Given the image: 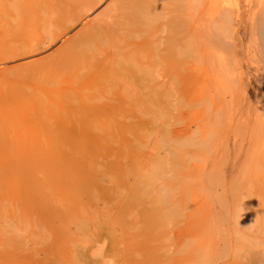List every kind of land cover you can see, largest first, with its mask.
Returning <instances> with one entry per match:
<instances>
[{
  "label": "rangeland",
  "instance_id": "374dc122",
  "mask_svg": "<svg viewBox=\"0 0 264 264\" xmlns=\"http://www.w3.org/2000/svg\"><path fill=\"white\" fill-rule=\"evenodd\" d=\"M45 1L46 0H16L15 5H13V0H0V11L2 12L4 9L3 2H5V22H7L8 25L10 23L8 27L5 26V32L0 29V52L3 51V44L5 43V62H0V78L5 77V90L3 92L1 91L2 94L0 93V95L4 96L5 100H3L4 104L2 103L0 110L3 111L5 109V150H13L15 156L13 158L11 157L12 160L9 159L5 162V165H7V168H5V175L8 179H5V218L4 221H2L5 224L0 222L1 225L5 226L4 228L1 226L2 230L0 229L3 231V233L0 231V240L3 241H0V264H54L56 263L54 261H57L58 263L56 255H59L60 252L58 253V249L61 247H59L60 243H56L58 241L56 240V233L59 232L60 229L62 230V226H65L64 228L73 226L71 232L73 233L75 231L73 237L76 241L74 242V248H77V257L80 258L79 261H84H81L82 264H140L143 260L148 261L149 263L151 259L161 258L165 260L166 256L172 254L175 233L180 228L183 233V264H195V262L196 264H264V249L262 242L264 239V220L258 217V209L262 204V200L259 196L255 197L254 195H251L250 185H248L247 182V142L241 141L237 138L235 133H232L231 135L223 134L215 136L213 133H210V135L205 134L206 131L203 128L198 130L197 126L202 119L207 121L210 118L208 121H212L213 119L218 118L219 113L216 110L210 109L211 112L209 114L210 110L207 109L204 111L205 113L201 110V114L203 113L201 118H199L198 115L193 117L192 113L198 111L200 106L194 108V106L180 104V101L178 103L177 100L180 98L179 94L182 93L183 96V93L184 95H187L188 92L187 90L181 92V90L178 89H172V91H169L161 88L152 92L144 91L146 93L136 96L134 99V105L136 104L137 106H135V108L133 107L134 105L132 106L133 112L131 119H129L132 121L128 122L129 120L126 121L120 117L119 120L121 123L119 124L121 126L118 122L114 124L115 122L112 121H101L86 125L87 127L81 125L85 122L88 123L87 120L90 122V119H93V117L96 116V113L97 115H101V112L103 111L101 106H104V104H100L96 99H99L103 94H106L107 91L109 92L106 94V99L107 97L112 98V96L113 98L115 96L118 97L120 93L119 98L122 97L123 99V96L127 94L126 90H124L126 88H124V85V89H121L120 87L117 88L119 90H117V94L115 93L116 95H113V92L116 90L110 88L107 89L106 87L105 92L104 89L102 92V89L95 85L90 87L87 86V89L85 88L84 90V87L82 86H84L86 82L89 83V81L95 77V74L92 73V71H82L78 73L76 77H74V75L70 77L71 75H68L65 63L60 62L63 65H60V63L56 64L61 58L59 55H62L61 53L64 51L61 47L62 44L66 38L73 34V31L68 32L64 38L59 39L49 46H44L43 49L41 48V50H38L35 53L23 54L24 50L22 49L23 51H21L20 46H23L24 42H26L31 35L28 34L26 30L25 32L21 30L19 22L20 20L24 22L23 18L25 17L27 21L24 22V25L26 27L31 24L32 20H34L32 23H35V25L32 24V26L35 27L37 32L35 31L33 36H37H34L33 40L36 41L41 35H43L41 36L42 39V37H44V31L42 29H37L39 26L41 27L42 22L39 21L40 24H36L38 21L37 16H34L32 19L30 18L33 14L30 12V5L34 6L37 4L40 6L43 4V6L46 7L44 3ZM123 1L127 3L129 0ZM104 5L105 4H103V6ZM103 6L101 8H103ZM51 8L52 11L54 10L53 14L60 13V11H66L67 14L69 13L67 5L63 7H57V5H55ZM56 10L58 11L56 12ZM1 12L0 14L3 13ZM12 15L16 17H13ZM153 21L151 24H154ZM132 28L133 27L130 28L131 34L129 32L127 33V30H123L120 31L122 36L120 32H118V37L115 35V37H117L115 42L120 46L123 45L121 48L126 46V44L129 45V42H132L135 38L136 35H134V38L132 35L135 33V28ZM133 31L134 33H132ZM127 35H130L129 38ZM249 36L250 34L248 35V33L244 36V42H247V46H250V43H252ZM36 37L38 38L36 39ZM130 37L133 39L131 40ZM120 38L125 39H123L122 42ZM126 40L129 42L127 43ZM116 43L114 44L115 47L118 46ZM120 46H118V48ZM105 47H110L109 51L107 50L108 48H103L107 52L104 53L106 57L100 56L99 59L103 57L108 58L109 54H113V50L114 52L118 51V48H116L117 50L115 48L112 50L111 45H106ZM162 47H164V45L161 46V48ZM104 50L103 52H105ZM18 54H20V56H17ZM143 54L144 53H140V60H138V62L142 64V67L145 65L144 63H146L144 62L145 60L141 58L144 56ZM131 64L135 65L137 62L134 61ZM60 66H63L66 71H64V68L63 71L59 70L62 68ZM36 67H38V69H36ZM34 70L37 72L36 74ZM156 71H152L153 77L159 79L160 75H158V77H156L157 75H154ZM31 72L33 75L35 74L34 77ZM28 74H31V76ZM73 82H76L74 83L76 85L75 87L72 85ZM77 84H81V86H79L82 90L79 91ZM227 84L228 83H226V85ZM19 85H21L22 89ZM93 86L96 88L92 91ZM103 86L104 85H101V87ZM194 86L192 88H194ZM60 87L65 89L63 90ZM194 89L199 90L197 87ZM195 91L191 92L190 90L188 96H194L200 93V91ZM171 96H174L176 99ZM95 97L96 99L94 100ZM168 97L170 99H168ZM41 98H44V101ZM92 98L93 100H91ZM240 98H242V96H237V100L240 101ZM87 99L91 100V102ZM104 99L105 98H103L102 101ZM92 101L94 102L92 103ZM28 102L31 103L29 104ZM96 102H98L100 108ZM143 102L145 104L140 106V103ZM81 104L88 106L87 111L83 113L79 112L78 115L75 113L69 115L68 111H72V108L78 106L82 107ZM169 104L172 105L170 106ZM37 105H39L38 110L35 112L34 109ZM42 106H45L46 109L41 108ZM169 107H172L171 111ZM31 108H33V110ZM230 109L231 107L223 113L227 114ZM46 110L47 113L45 112ZM49 111L50 113L53 111L52 116L48 113ZM33 112H35V114ZM72 112H75V110ZM59 113L61 114V117ZM34 115L37 117L35 121L38 120V122L28 125L26 124L25 126L23 120L27 122V119L31 120V117ZM192 117L195 118L193 121ZM49 118L52 119V122H48L51 121ZM55 118L57 121L54 122L53 120H55ZM186 120L189 121L187 122L188 125L184 123ZM45 121H47V123H44ZM136 121L141 124L146 122V129L144 132L138 131L135 133L136 128L140 129L141 127ZM48 123H50V125ZM190 123L192 124L189 125ZM45 124L50 128L49 131H44L45 129H48ZM235 124L237 130L240 127L242 128V125H240L239 122L234 123V125ZM133 125H135L136 128ZM32 126L34 130L32 129ZM121 127L124 131H118L119 129H122ZM124 127L130 128L126 130ZM37 128H40V130ZM117 131L119 133H116ZM174 131H180L179 134L181 135H175L176 140L171 138V134ZM121 132L125 133V135L126 132H128V134L125 136ZM131 132L133 133L131 134ZM157 133H160L161 135ZM17 135H20V137ZM54 135L55 138L57 137L55 140H53ZM38 138H40V140ZM162 138H165V140ZM18 139L21 140L19 141ZM30 139L31 141L35 140L34 142L38 141L39 144L42 141L41 143L44 145L42 144L39 147H46V150H43L44 153H41L43 147L40 150L41 152L38 147L36 152L39 151V153L33 155L32 153L35 151L33 150L32 152V150H30V146H32L30 145ZM12 140L16 141L13 142ZM161 140L164 141L163 144ZM23 142H27V144H23V146ZM157 142V149L153 150L152 147ZM15 144L17 145V148ZM50 144L53 147L48 148ZM27 147H29V153L25 150H21V153L19 152L18 154V152L15 151L16 149H26ZM114 152L115 154H112ZM21 154L24 156L25 160L28 159L27 164H25L27 161H24ZM38 155H40L41 158H39ZM14 158L16 162H14ZM36 158H38V160ZM13 164H15V166ZM32 167H36L37 170L35 169L33 172H30V176L27 177L33 178L31 180L33 182L38 179L36 184H38L39 181L44 182L45 179H48L47 181H52L53 183H58L52 187L51 190L53 193L50 192L51 190L49 191L47 189L46 194H53L52 199L56 198V195L58 194L57 198H59L63 204L67 203L66 205L68 208H66V205L63 207L64 205H61L58 202L50 204L52 207H49L50 205H40L41 200H38L36 194L33 195L34 197L29 194L27 186H23L26 183V180L24 179H26L25 176L27 175H25L24 172H26L25 170H33ZM16 168H18L19 171ZM59 178H61V181H59ZM136 180L138 181L136 182ZM68 181L69 183H67ZM161 181L165 183L164 188L161 187L163 184ZM134 183H139L137 185L138 188ZM93 184L96 186H93ZM136 189H139L141 196ZM130 190L135 191L134 193H137V195L143 199L148 196V199L142 200V202L147 200L150 202L147 201L148 204L146 203V206H148L150 210L147 207H144L145 211L146 209L148 210V215L153 213L151 215L152 217H150L151 220L149 224L150 227L152 225L151 231L153 232L154 229L157 230L155 233L157 238L155 239L156 241H154L156 244L154 242L151 243V247L149 246V248L143 249L141 251V253H143H140V255H136L135 253L136 250L140 249L137 247L138 245L134 244V242L129 244H126L125 242L127 240L126 238H129V234L132 233L135 235L139 231V228L136 229V231H132L127 230L124 227L136 222L134 221L138 214L136 211L139 209L142 211V206L138 208L139 205L133 203L134 200L127 199L131 194ZM164 192H166V195ZM142 193L144 195H142ZM175 196L180 200L181 204L179 207V209H181L179 217L178 215L175 216V214L173 216L172 211L167 209L168 203ZM76 203H78V205ZM104 203L107 204L105 205ZM56 206L63 208L62 210L64 213ZM161 207L167 209L164 211L165 213H160ZM56 208L58 209V212ZM135 208H137V210ZM67 210L70 212L68 213ZM154 210H156V212H154ZM141 211L139 210V213H142ZM169 212L171 213L169 214ZM72 213L75 215L71 216ZM35 214L38 216L36 217ZM54 215H58V217L55 216L54 218ZM59 217L61 218V223L63 225L59 222ZM65 217H69L68 219L66 218V221L69 220L72 223H66V221H64ZM53 220H55L56 223ZM140 220L142 221V219ZM35 221L36 223H34ZM39 221H41V223ZM44 221L46 222V226L41 227ZM91 221H93V223ZM75 222L80 223L75 224ZM47 224H49V226H47ZM56 224H59V231ZM162 226L165 229L161 230V228H163ZM174 229H176V231H174ZM44 230L46 231L45 234L47 237H43L45 236ZM95 231L100 234L96 232V235ZM47 233H49L50 236L51 233L54 235L56 234V236L52 239ZM99 236H102V238ZM104 240L106 242H104ZM40 241L43 242L41 245L38 243ZM129 241L130 240L127 242ZM49 242L51 243V246L54 244L53 248L49 246ZM79 243L83 244V246ZM152 245L154 247H152ZM50 247L51 249H49ZM43 248H45V250ZM153 251H155L156 254ZM53 259L55 260L53 261ZM134 260L138 261L136 262ZM128 261L129 263H127Z\"/></svg>",
  "mask_w": 264,
  "mask_h": 264
},
{
  "label": "bare ground",
  "instance_id": "6f19581e",
  "mask_svg": "<svg viewBox=\"0 0 264 264\" xmlns=\"http://www.w3.org/2000/svg\"><path fill=\"white\" fill-rule=\"evenodd\" d=\"M15 2H16V0H13V3H14L13 5H15ZM8 3H9V1H8ZM44 3L46 5V7H44L43 4H41L40 6L37 4H35L34 6L30 5V9H31L30 12L33 13L32 16H30V18L32 19L34 16L35 17L37 16V18H38L37 22L38 23L36 22V24H40L39 21L42 22L41 27L39 26L37 29H39V30L42 29L44 31V37H42V39H41V36H43V35H41L39 38L40 40L38 39L39 42H38V40H36V41L33 40V37L37 36V35L33 36V34L36 31L35 27L32 26V24L35 25V23H32L34 20H32L31 24L27 25L26 27L24 25V22L27 21L25 19V17L23 18L24 22L22 20H20V22H19V24L21 26V30L24 32L26 30V32L31 35L27 39V41L24 42L23 46H20L21 51L24 50L23 54L35 53L36 51L41 50V48L43 49L44 46H46V45L49 46V45L53 44L54 42L58 41L59 39L64 38L66 36V34H68V32L73 31V34L70 37L66 38L64 43L62 44L61 47L64 49V51H62L63 53L60 52L62 55H59V56H61V58L59 57L60 61L57 59L58 62H56V64H58L60 62L65 63L66 68H67L66 69L67 73H68V75H71L70 77H72L73 75H74V77H76L77 74L82 72V71H85V72H88V71L91 72L92 71V73L95 74V77L92 78L91 81H89V83L86 82V84H84V86H82V87H84V90H85V88L87 89V86L90 87L92 85H95L96 87L101 88L102 92H103V89L105 92L106 87H107V89L110 88L112 90H116L115 92H113V95H114L115 93L117 94V92H118L117 90H119L117 88H119V87L121 89L126 88L124 90H126L127 94L125 93L126 95L123 96L124 97L123 99H122V97L119 98L121 93L119 94L118 97L115 96L113 98V96H112V98L107 97V99H106V96H107L106 94H107V92H109L107 90H106L107 91L106 94H103L99 99H96V97H95L94 100L96 99L98 102H100V104H102V103L104 104V106H101V108L103 109V111H102L103 113L101 112V115L100 114L97 115V113H96L95 114L96 116H94L93 119H90V122H89V120H87L88 123L85 122L84 124H81V125L86 126V125L94 124V123L101 122V121H104V122L105 121H112V122H115L114 124H116V122H118V124H119V123H121L119 120L120 117L126 121L131 119L132 112H133L132 106L135 103L134 99L136 98V96H138V95L140 96V95L146 93L144 91L152 92V91H157V90L162 88V89H166L169 91L170 90L172 91V89H176V90L178 89V90H181V92L186 91V90L188 92L191 90V92H192V91H195L196 89H194V88L197 87L199 90H196V91H200V93L197 92L199 94H196L194 96H188L189 94L187 92V95H184V93H183V96H184L183 97L182 93H180L179 94L180 98H179V100H177L178 103L180 101L181 102L180 104H183L186 106L187 105L188 106H194V108L195 107L198 108L197 106H200L198 111H195L194 113H192L193 117H196L198 115L199 118H201V115L203 114V113L201 114V110L204 112L207 109L208 110L213 109L219 113V115L217 114L218 115L217 119H213L212 121H208V120H210V118L208 116L209 119L207 121H204L202 119V121L199 122V125L197 123V125L199 126V127L197 126L198 130L200 128L201 129L203 128L206 131L205 134L210 135V133H213L216 136V135H223V134L231 135L232 133H235L237 138H239L243 142H247V158H248L247 159V162H248V164H247V170H248L247 180L248 181L247 182H248V185H250L251 195H254L255 197L259 196L262 200V204L260 205V208L258 209V217H260L261 219L264 220V0H129L127 3L123 0H46ZM3 4H4L3 5L4 9L2 10L3 13L0 11L2 13V14H0L1 15V17H0V29L3 30V32H5V26L8 27L10 25V23L8 25L7 22H5V2H3ZM103 4H105V5L103 6ZM55 5H57V7H63L65 5H67L68 9H69V13L67 14L66 11H63V12L60 11V13L53 14L54 10L52 11L51 7H54ZM102 6H103V8H101ZM57 11L58 10H56V12ZM6 14H8V13H6ZM13 17H16V16H13ZM153 19H154V21H153ZM152 21L154 22V24H151ZM131 27H133L132 29L135 28V33H134V31L132 32V33H134V34H132L133 38H134V35H136V36L134 39L132 37H130L131 40L133 39V41L132 42L130 41L131 43L128 41L129 45L126 44V42H127V40H126V42H125L126 46L121 48L123 45L120 46L115 42V39H117V37L119 36L118 32L123 31V30H127V33L129 32L131 34V30H130ZM38 33H39V31H38ZM124 33H126V32H124ZM137 33H139V34H137ZM244 33L245 34L248 33V35L250 34L249 37H250V40L252 41V43H250V46H247L246 45L247 42L246 43L244 42L245 41L244 40V36H245ZM120 34H121V32H120ZM115 35L116 36L118 35V36L115 37ZM121 36H122V34H121ZM129 36H128V38H129ZM37 38L38 37H36V39ZM123 39H125V38L121 39L122 42H123ZM115 43L120 47L118 48L117 45H116L117 47H115L114 46ZM106 45H111V47L114 46V47H112V50H113V48H115V49L118 48V51L114 52V50H113L112 51L113 54L112 55L109 54L108 58L103 57V58L99 59L100 56L106 57V55H104V53H107V52H106V50L103 49V48H105V49L108 48V47L107 48L105 47ZM160 45L161 46L164 45V47L161 48ZM3 47H4L3 51L0 52V62H5V43L3 44ZM109 48L107 49L108 51H109ZM103 50L105 52H103ZM140 53L141 54L144 53L143 54L144 56L142 55L143 57H141V58H143V60H145L144 62H146V63H144L145 65L143 64L144 65L143 67H142V64H140L138 62V60H140ZM17 56H20V54H18ZM134 61L137 62V64L132 65L131 63H133ZM62 63H60V65H63ZM60 67H62V68H60L59 70L63 71L64 67L63 66H60ZM36 69H38V67H36ZM152 69L155 71L157 70L155 72L156 74L154 73V75L155 76L157 75L156 77H158V75H160L159 79L153 77V72H152L153 70ZM66 70L64 68V71H66ZM36 73L37 72L35 71V74ZM92 73H91V76H92ZM23 75H22V77H23ZM28 75L31 76V74H28ZM34 75L32 73L33 77H34ZM154 80H156V81H154ZM133 81H134V83H133ZM228 81L230 82V84ZM74 83H76V82H73L72 85H74V87H75L76 85ZM82 83H83V81H82ZM226 83H228V84L226 85ZM192 84H193V86L194 85H196V86H194V88H192L193 87ZM62 85H60V86H62ZM79 85L81 86V84H79ZM79 85L77 84V86L79 87V91H80V90H82V88H80ZM101 85H104V86L101 87ZM123 85L125 86L124 88H123ZM19 86L21 88V85H19ZM23 87H24V85H23ZM29 87H30V85H29ZM35 88H37V87H35ZM60 88H62V87H60ZM92 88H93L92 89V91H93L95 88H94V86ZM191 88L194 90H192ZM62 89L64 90L65 88H62ZM76 89H77V87H76ZM188 89H190V90H188ZM4 90H5V77H1L0 78V93H1V91L3 92ZM38 90H40V89H38ZM97 90H98V88H97ZM32 91H33V89H32ZM53 91H54V89H53ZM53 91H52V93H53ZM79 91H77V92H79ZM30 92H31V89H30ZM74 92H76V91H74ZM20 94H21V92H20ZM237 96H242V98H240L241 99L240 101L237 100ZM38 97H39V95H38ZM48 97H46V98H48ZM98 97H99V95H98ZM171 97L175 98L174 96H171ZM103 98H105V99L102 101ZM115 98H117V99H115ZM41 99H39V100H41ZM49 99H50V97H49ZM168 99H170V98L168 97ZM3 100H5V97L0 95V106L3 103ZM37 100H38V98H37ZM87 100H89V99H87ZM91 100H93V98ZM91 100H89V102H91ZM45 101H46V99H45ZM93 102L94 101H92V103ZM98 102H96V103L98 104ZM45 103H47V102H45ZM142 104H145V103L144 102L140 103V106ZM38 106L39 105H37V107H35V109H34L35 112H36V110H38ZM135 106H137V105L135 104L133 107L135 108ZM186 106H184V107H186ZM74 107H76V106H74ZM229 107H231V109L228 111L227 114H224L223 112L225 110H227ZM41 108H45V106H42ZM87 108H88L87 105H85V106L82 105V107L78 106L76 108H72V111L75 110V112L68 111V113H69V115L71 113H72L71 115H73V113L78 115L79 112L83 113V112L87 111ZM93 108H94V106H93ZM99 108H100V105H99ZM171 108H170V111H171ZM178 108H179V106H178ZM31 109L33 110V108H31ZM47 110L45 111L46 113H47ZM58 110H60V109H58ZM76 111H77V113H76ZM35 112H33V113L35 114ZM45 112H44V114H45ZM51 112L53 113V111H51ZM210 112H211V110L209 111V114H210ZM48 113H50V111ZM52 113H50L51 116H52ZM44 114H43V116H44ZM56 114H58V113H56ZM59 115L61 117L60 113H59ZM53 116H54V114H53ZM193 117H192V121L195 119ZM15 118H16V116H15ZM31 118H32L31 120L27 119V122L23 120V124L25 123V126H26V124L28 125L31 123L38 122V120L35 121V119L37 118L35 115ZM56 118H55V120H53L54 122L57 121ZM52 119H53V117H52ZM52 119H50L51 121H48V122H52ZM82 121H83V119H82ZM130 121H132V120H129L128 122H130ZM180 121H181V119H180ZM58 122H59V120H58ZM136 122H138V121H136ZM187 122H189V121L186 120V122H184V123H186V125H188ZM236 122H239L240 125H242V128L240 127L237 130L236 124L234 125V123H236ZM44 123H47V121H45ZM138 123L141 125L140 129H137L136 126L133 125L136 128L135 133H137L138 131L144 132L146 129V122L142 123L144 125H142L140 122H138ZM48 124L50 125V123H48ZM191 124L192 123H190L189 125H191ZM40 125H42V124H40ZM46 125L47 124H45V126ZM55 125H56V123H55ZM33 126H32V129L34 130ZM137 126H139V125H137ZM47 128H48V125H47ZM129 128L126 127L125 129L128 130ZM37 129L40 130V128H37ZM55 129H56V127H55ZM47 130L49 131L50 128L45 129L44 131H47ZM121 130L124 131L123 128L119 129L118 131H121ZM118 131L116 133H119ZM35 132H37V131H35ZM162 132H160V133H162ZM38 133H39V131H38ZM121 133H123V132H121ZM132 133L133 132H131V134ZM160 133H157V134H160ZM179 133H180V131L172 132L171 138L176 140L175 135L179 136L180 135ZM55 134H57V133H55ZM81 134H83V133H81ZM123 134L125 135V133H123ZM127 134H128V132H126L125 136H127ZM20 135H21V133H20ZM20 135H17V136L20 137ZM50 138H52V137H50ZM56 138L54 135L53 140H55ZM7 139H9V138H7ZM33 139H35V138H33ZM38 139L40 140V138H38ZM158 139H160V138H158ZM162 139L165 140V138H162ZM18 140L20 141L21 139H18ZM163 140H161L162 144L164 143ZM14 141H16V140H14ZM30 141H31V139H30ZM34 141L35 140H32L31 144H30V145H32V146H30L31 147L30 150H32V152H33V150L36 152L38 150L37 148L43 144V143H41L42 141L40 142V144L38 143V141H36V142H34ZM47 141H48V139H47ZM158 142H160V141H158ZM158 142L155 143L154 146L152 147L153 150L157 149L156 146H157ZM5 143L6 142H5V109H4L3 111L0 110V222L1 223H4L2 221H4V218H5V207H4L5 206V179L7 178L5 175V173H6L5 168H7V165H5V162L9 159L12 160V158L15 157L13 154V150L12 151H7V149L5 150ZM54 143H55V141H54ZM23 144L25 145V144H27V142H25V143L23 142L22 145ZM18 145H19V143H18ZM15 146L17 148L16 144H15ZM42 147H43V149H42ZM42 147L41 148L39 147L40 148L39 151L42 149V152L41 151L40 152L44 153L43 150L44 149L46 150V147H44V146H42ZM50 147H53V146L50 144V146L48 148H50ZM28 148L29 147H27L26 149L25 148H19V149H16L15 151L18 152V154H19V152L21 153V150H23V151L25 150L28 152L29 151ZM8 150H10V149H8ZM17 150H19V151H17ZM39 151L36 152V154H35V152L32 154L37 155L39 153ZM41 153H40V155H41ZM112 154H115V152ZM40 155H38L39 158H41ZM21 156H22V154H21ZM27 156H28V154H27ZM27 156H25V157H27ZM22 157L24 158V156H22ZM35 157H37V156H35ZM18 159H16V160H18ZM20 159H22V158H20ZM36 159L38 160V158H36ZM24 161H27L25 164L28 163V159L25 160V158H24ZM33 161H34V159H33ZM14 162H16L15 158H14ZM38 164H40V163H38ZM13 165L15 166V164H13ZM17 166H18V163H17ZM22 166H24V165H22ZM34 166H35V164H34ZM32 168H33V170H31V171L25 170L27 173L24 172V174L25 175L27 174V175L25 176L26 179H24V180H26L25 181L26 183L23 186H27L29 194L32 196L34 194H36V197L38 198V200H41L40 205L42 204L44 206H46V205L49 206L50 204H54L56 202H58L62 205L63 204L62 201H60L59 198H57L58 194L56 195L57 199L53 198L56 200L52 199L53 194H51V195H47L48 193L46 194L47 189L50 191L52 189V187H54V185L58 184V183H53L52 181H47L48 179H45L44 182L39 181V183L36 184L38 179L33 182V181H31L33 178L27 177V176H30L29 175L30 172H33L35 169L37 170L36 167H32ZM16 169H18V168H16ZM28 169H29V167H28ZM18 171H19V169H18ZM64 174H62V175H64ZM141 176H142V174H141ZM62 178H64V177H62ZM143 178H144V176H143ZM59 179H60L59 181H61V178H59ZM136 179H138V178H136ZM138 180H136V182ZM67 183H69V181ZM94 184H93V186H96ZM138 184L139 183L135 184L136 187ZM63 186H66V185H63ZM161 187L164 188L165 183H163ZM32 191H34V192H32ZM58 191H59V189H58ZM136 191L139 192V189L138 190L136 189ZM50 192L53 193L52 190ZM63 192H64V190H63ZM134 192L135 191H131L130 192L131 194L127 197V199L128 200L129 199L134 200L133 203L138 204L139 205V206L137 205L138 208L140 206H142V211H141V209H139L142 213H139V210H137V208H135L137 210L136 212L138 213L136 216V220L134 219V221H136V222L133 221L134 222L132 224L133 226L129 225V226H125L124 228H126L127 230H132V231H134V230L136 231V229L139 228V231L135 235L132 233L129 234V238H126L127 240L125 242H126V244L134 242V244L138 245L137 247H139L140 249L136 250L135 253H136V255L137 254L140 255V253L143 249L149 248L150 244L153 243L154 241H156L155 239L157 238L156 237L157 235H155V233L157 230L154 229V231L152 232L151 231L152 225H151V227L149 226L150 220H151L150 217H152L151 215L153 214V213L152 214L150 213V215H148V213H147L148 210L146 209V211H145V207L148 208V206H146V205L148 204L149 201L147 200L148 202L147 201L142 202V200L148 199L147 198L148 196L145 195L147 197L143 199L142 197H140L141 192H139L140 196ZM120 193H123V192H120ZM165 193L166 192H164V194ZM142 195H144V194L142 193ZM176 196H177V194H176ZM176 196L170 200V202L168 203L167 209L169 211L170 210L172 211L173 216L175 214V216L178 215V217H179V215H180L179 213L181 210V209H179V207L181 204H180V200ZM162 200H164V199H162ZM65 202H67V201H65ZM66 204H63L64 205L63 207H65ZM76 204L78 205V203H76ZM104 204L106 205L107 203H104ZM61 205H60V207H61ZM150 205H153V204H150ZM163 205H165V204H163ZM49 207H52V205H50ZM56 207L59 208V206H56ZM11 208H12V206H11ZM66 208H68L67 205H66ZM59 209L62 210L63 208H59ZM83 209H81V210H83ZM86 209H88V208H86ZM167 209H165V207H161L160 213H165L164 211ZM97 210H98V208H97ZM50 212H51V210H50ZM57 212H58V209H57ZM62 212L64 213L63 210H62ZM67 212L69 213L70 211L67 210ZM154 212H156V210H154ZM73 213L71 214V216L75 215ZM158 213H159V211H158ZM170 213L171 212H169V214ZM35 216L37 217L38 215L35 214ZM41 216H42V214H41ZM55 216L56 215H54V218H55ZM64 216H66V215H64ZM56 217H58V215ZM66 218L67 217H65V220L64 219L63 220L66 221L69 217L67 219ZM80 218H82V217H80ZM94 218H95V216H94ZM140 219H142V221ZM18 220L21 221L20 219H18ZM53 221L55 222V220H53ZM39 222L41 223V221H39ZM44 222H43V225H41V227L46 226V222H45V224H44ZM59 222L61 223V218L59 219ZM68 222L72 223L69 220L66 221V223H68ZM91 222L93 223V221H91ZM34 223H36V221ZM40 223H39V225H40ZM78 223H80V222H75V224H78ZM58 225L59 224H56V227ZM158 225H160V224H158ZM1 226H3V225L0 224V229H1ZM47 226H49V224H47ZM4 227L5 226H3V228ZM64 227L62 226L61 227L62 230L60 229V231H59L60 227L59 226L57 227L58 231H59L56 233L57 236H56V234L55 235L53 234L55 231L53 233H51V236L49 235V233H47L50 237H52V239H53V237L56 236V240H58L56 243H60L59 247H61V248L58 249V253L59 252L60 253H59V255H56L57 257L56 256L55 257L58 260L59 264L60 263L61 264H82L81 261H83V260L79 261L80 258L77 257L78 256V253L76 250L77 248L76 249L74 248V242H76V241L74 240V237H73L75 235V233H74L75 231L73 230L74 232L73 233L71 232V228L73 226L72 227L69 226V228L66 227L68 229H66ZM149 227H150V229H149ZM43 229H45V228H43ZM162 229H165V228L163 227V228H161V230ZM48 231H49V229H48ZM174 231H176V229H174ZM1 232L3 233V231H1ZM18 232H20V231H18ZM45 232L46 231L44 230L45 236H43V237H47ZM96 232L97 231H95V233ZM97 233H99V232H97ZM97 233H96V235H97ZM2 236H4V235H2ZM96 237H98V236H96ZM99 237L102 238V236H99ZM39 238H41V237H39ZM42 239H41V241H42ZM162 239H163V237H162ZM37 240H39V239H37ZM101 240H103V239H101ZM128 240H130V241L127 242ZM41 241L38 242L39 245H41V243H43ZM1 242H3V241H1ZM45 242H47V241H45ZM104 242H106V241L104 240ZM262 242H263V249H264V239ZM16 244H17V242H16ZM49 244H50L49 246H51L50 242H49ZM115 244H116V242H115ZM182 244H183V233H182V229L180 228L175 233L174 245L172 248V254L171 255L166 256L165 260H163L161 258L160 259H151L150 263L148 261L143 260L145 262L142 261V262H140V264H183V258H182V248L183 247H182ZM53 245L51 246L52 248H53ZM80 245L83 246V244H80ZM130 246H131V244H130ZM51 247L49 249H51ZM152 247H154V246L152 245ZM43 249L45 250V248H43ZM153 252H155V251H153ZM155 254H156V252H155ZM194 254H196V253H194ZM263 256H264V254H263ZM148 258H149V256H148ZM54 260L55 259H53V261ZM126 260H128V259H126ZM131 261H132V259H131ZM134 261H136V260H134ZM54 262L57 263V261H54ZM263 262H264V257H263ZM56 263H54V264H56ZM127 263H129V261ZM85 264H87V263H85ZM189 264H191V263H189ZM195 264H196V262H195Z\"/></svg>",
  "mask_w": 264,
  "mask_h": 264
}]
</instances>
